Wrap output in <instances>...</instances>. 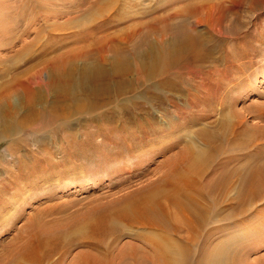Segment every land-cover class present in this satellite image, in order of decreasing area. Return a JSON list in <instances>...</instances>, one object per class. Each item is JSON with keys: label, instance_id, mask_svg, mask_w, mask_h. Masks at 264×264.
<instances>
[{"label": "bare ground", "instance_id": "obj_1", "mask_svg": "<svg viewBox=\"0 0 264 264\" xmlns=\"http://www.w3.org/2000/svg\"><path fill=\"white\" fill-rule=\"evenodd\" d=\"M140 1L143 5L144 0ZM167 1H157L153 12L158 15L144 16L131 25L133 28L119 27L132 19L133 11L128 9L133 6L129 0H99L88 8L81 18L93 30H88L85 38L49 43L38 57L21 66L23 70L16 77L39 66L41 71L50 70L51 74L46 83L19 81L18 86H8V89L23 88L26 102L21 110L13 104H8L7 111L0 107V140L8 139L18 149L33 140L39 155L36 166L48 161L52 169L48 175L43 169L45 178L61 166L70 168L71 163L80 159L89 158L92 163L105 166L114 162L116 156L119 158L124 150L128 155L123 163L126 166L127 160L140 158V163L147 162L149 157L145 159L140 155L142 150L139 151L144 141L152 135L170 132L178 133L176 137L183 142L179 158L157 184L121 200L117 209L93 214L58 236H46L42 232L30 238L17 236L2 248L8 255L0 256V264H56L73 247L91 249L84 256V264H241L239 259L245 257L244 250L264 248V222L253 227L247 224L256 232L253 235L248 231L238 234L233 223L247 217L245 214L250 208L264 200V124H261L264 108L240 101V81L229 87L236 80L231 73L238 54H226L224 70L219 67L221 57L215 56L225 50L220 44L222 41L225 46L228 42H238L240 38L236 34L242 30V23L238 21L241 8L248 2L254 5V0H176L177 6H173L175 1L165 6ZM119 10L128 13L120 14ZM146 17L150 19L143 21ZM198 26H205L207 31ZM99 33L104 35L98 37ZM94 36L97 38L93 39ZM41 46L40 33L17 54L18 62L11 60L12 66L16 67L28 53L37 47L39 51ZM240 54L244 56L243 50ZM38 75L39 72L37 79ZM34 85L39 88L35 89ZM14 92L11 88L6 94H0V104L2 98L8 100ZM178 98L184 104H178L175 100ZM165 102L178 110L176 118L180 124L169 122L170 111L164 110ZM255 107L262 110L254 113ZM87 110L98 113L84 121L93 123L100 136L103 130H108L104 132L111 136L118 131L125 134L124 142L110 143L112 148L122 151L105 156L99 154L97 144L89 141L85 153L71 154L76 146V134L71 131L76 125L75 115ZM159 113L166 120L163 121L166 128L159 127ZM253 119L261 121L253 124ZM58 123L65 126L66 136L70 138L73 134L74 137V142L71 138L68 140L69 152L64 150L67 154L63 153L61 163L54 162L53 150L42 149L50 145L58 148L57 139L51 136L59 133L50 130ZM28 132L32 133L30 137ZM111 138H103L100 145L106 146ZM63 172L65 178L67 172L65 169ZM208 172L212 177L208 190L204 191L202 183ZM31 176L40 177L37 171ZM53 177L55 180V174ZM0 204H3L1 200ZM258 212L264 214V208ZM208 218L215 221L216 227L210 235L215 241L214 247L208 244L195 261L193 249L200 242ZM248 219L245 218V225ZM70 236L72 240L67 241L65 237ZM123 238L134 244L113 255ZM258 259L264 264V256Z\"/></svg>", "mask_w": 264, "mask_h": 264}, {"label": "rangeland", "instance_id": "obj_2", "mask_svg": "<svg viewBox=\"0 0 264 264\" xmlns=\"http://www.w3.org/2000/svg\"><path fill=\"white\" fill-rule=\"evenodd\" d=\"M98 1L99 0H0V94H6L11 88L15 90L14 94L10 95L8 100L2 98L3 101L0 104L2 106L0 107H2L3 110H9L8 104L17 105L19 106L18 109L21 110V107L26 102V93L23 88L17 87V89H13V87H10V89H8V86H12V84L18 86L17 84L19 81L25 82V84L32 80H39L40 83H46L51 74L50 70L41 71L40 68H42V66H39L35 70L16 77L18 73L23 70L21 66L25 64V61L38 57L39 54L43 52V48H46L49 43L54 45L57 41H71L75 39V37L85 38V34L93 29H90L91 26L85 18H81V15L92 5H96ZM157 1L159 0H144L142 5L140 0H129L132 4L131 6H133L128 9V11H130V9L133 11L132 19L122 22L119 27L131 26L133 23L137 24V22H140L141 18L146 15H150V17L152 15L157 16L158 13L156 14V11L153 12ZM171 1H175L173 2V6L178 5L176 0H168L165 6L167 4V6H170V4H172ZM133 3H137L138 5L135 6ZM241 9L238 21L240 24L242 23V30L236 34L240 39L238 42L232 40L233 42H228L226 46L222 41L220 44L225 47V50L217 52L215 56L221 57L219 67L224 70L226 54H238L233 62V71L231 70V76H234V79L237 81L233 80L229 87L238 84L239 81L242 82L241 84L239 82V85L242 87L240 90L242 94L240 101L246 102L249 106L255 104L256 106L260 105L262 108L263 105L264 108V0H254V5L248 2ZM119 13L126 14L128 12L119 10ZM149 19V17H146L143 21H148ZM131 28L133 27L131 26ZM198 29L205 31L206 27L198 26ZM40 33L43 46L39 49L40 52L36 51L37 47L33 52L26 55L23 62L17 63L16 67L12 66L11 60H16L17 54L23 47L33 41ZM103 35L104 34L101 35V33H99L98 37H102ZM96 38L97 36L93 37V39ZM88 40L91 41V38ZM242 50L244 56L241 54V56L239 55ZM18 61L17 59L15 62ZM38 72L39 78L37 79L36 74ZM3 73L7 77L4 76ZM46 87L47 86H44L43 88ZM34 88L38 89L39 87L34 85ZM51 99L54 100L53 96H51ZM175 100L178 101V104H184V101L180 98ZM240 103L241 102L238 104ZM42 105L43 104H41V106ZM165 105L164 110L167 109L170 111L169 117H171V120H169V122L173 121V124H180V121L176 118V116L179 115L178 110L171 106L172 104H169V102H167V104L165 102ZM147 107L149 108V106ZM240 107L242 108L241 104L238 108L241 109ZM256 108L257 107L253 110L254 113L262 110L259 109L260 107ZM150 109L152 113L158 116V113L154 111L155 109ZM157 109L159 111H164L160 108ZM96 115H98V113L92 112L91 110L75 115L74 124L76 125L71 128L72 133L75 132L76 134L75 142L73 134L70 136L71 141L76 144V146L73 147V152L70 151L73 156H79L82 151L85 153L87 150L86 145L89 141L97 144L99 154L105 156H109L110 154L113 156L117 151H122L119 148H112L110 143L124 142V140H126L125 134L118 131L111 136V134L108 135L105 133L108 130H103V135L100 136L99 129L95 128L93 123L90 121L86 123L84 121L88 119L91 120V118ZM159 115L160 117L155 116L159 119V127L166 128V124L163 122L166 121L162 117L163 114L159 113ZM260 121L261 120L257 119L251 120L253 124L260 123ZM261 124L264 123L261 122ZM64 127L65 126L61 123H58L50 129L51 132L57 131L59 133L58 136H51L55 137V140L57 139L55 141L58 147L57 149H53L54 147L51 145L48 146V148L41 146L44 150H53L55 163H61L63 161V153L65 152L67 154V152H69L68 140L70 138L66 136V128ZM88 130L89 135L87 134L88 136H86ZM184 133H186L185 129ZM31 134V132H28L27 136L30 137ZM177 134H171L170 132L157 137L152 135L150 138L146 139L139 151L142 150L140 155H143L144 158L149 157L147 162L140 163V158L131 161L127 160V157L126 166L123 163L125 157L128 156L127 150H124L119 158L116 156V160L114 162H109L106 164L107 166L96 165L92 163L89 158L80 159L76 160L75 163H71L69 165L70 168L61 166L60 169H55L53 172L56 176V181L53 177L54 174L45 178L43 175L44 173H41L45 171L47 172L46 175L52 173L51 166L47 163L48 161H43L41 166H36V161L38 162L39 160L36 158L39 155L37 154V149L33 144V140H28V143L22 149L12 146L13 144L8 139L0 140V200L3 203L0 204V256L5 253V251H2V248L4 249V246L16 240L17 236L19 238L20 235H25V238H30L40 232L46 236L65 234L69 230L76 228L93 214H100L106 209H117V207L120 206L119 203L123 200L137 194L139 191L146 190V186H150L149 188H151L153 183L157 184V180L160 181L163 174L168 172L169 167L173 165L182 152L183 142L182 140H178L179 138L176 137ZM108 137L111 138V140L109 139L110 142L108 141L106 146H101L100 143L102 139ZM63 142L64 144H62ZM170 146H174V148L172 147V149ZM11 147L14 149H11ZM10 149L12 152H10ZM179 149L180 152H178ZM10 153L13 154V158ZM42 166L46 168H42ZM104 168L116 171L108 173L107 170H103ZM120 168H124L125 170L123 171ZM64 169L67 172L65 178L63 177ZM101 170L102 172H100ZM34 171H37L41 178H32L31 175ZM210 173L211 172H208V174L205 175L206 178L203 179L202 187L204 191L208 190V182L212 177ZM70 175L73 177L70 178ZM19 177L23 180L19 179ZM131 180L132 183L130 182ZM231 191L232 188L229 192ZM232 196L234 197L235 194L233 193ZM230 198L232 199L231 196L229 199ZM208 200L211 201V199ZM251 208L250 211L245 214L247 217L233 221V223H235V231H237L238 234L243 235L244 233L250 232L249 235H253L256 232L253 233L249 227L264 222V218L262 217L264 214L257 213V211L264 208V200L258 202ZM223 210L226 211L227 208ZM245 218H249L248 223H246V225H250L249 227L244 224ZM249 220L252 221L250 222ZM214 224L215 221L208 218L203 225L200 242L193 249L195 261L199 259V255L203 252V249H206L208 244L213 246L215 243V241H213L214 239L210 237L213 228L216 227ZM234 235H236V232H234ZM262 236L261 233V237ZM65 238L67 241L72 240L71 236ZM132 244H134L132 240L123 238L115 247L116 249L114 248L113 255H117V252L123 251V249ZM251 249L252 251L247 250L249 254L245 252L246 250L242 252V255L245 257L243 256L244 258L239 259L241 260V264H260L258 257L264 256V248L256 246ZM89 252H91V249L87 247L70 248L69 252L62 257V260L56 264H84V256ZM92 252L95 254L94 251ZM6 255L8 254L5 253V256ZM58 257L59 256L55 257V259Z\"/></svg>", "mask_w": 264, "mask_h": 264}]
</instances>
